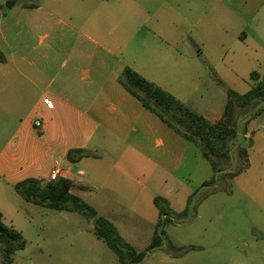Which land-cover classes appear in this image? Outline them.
<instances>
[{
    "label": "crops",
    "instance_id": "obj_1",
    "mask_svg": "<svg viewBox=\"0 0 264 264\" xmlns=\"http://www.w3.org/2000/svg\"><path fill=\"white\" fill-rule=\"evenodd\" d=\"M4 1L14 2L4 9ZM152 16L135 0H0V111L17 114L0 149L2 179L14 187L27 177L47 179L59 167L77 195L94 189L145 200L153 216L138 217L155 227V193L167 189L169 179L179 180L191 141L144 106L119 76L130 66L215 122L226 105L230 68L212 64L197 43L183 46V33L167 25L166 9L155 28L147 26ZM253 132L244 136L264 159V139L256 143ZM75 149L85 155L73 152L77 159L70 161ZM87 203L99 215V204L122 200Z\"/></svg>",
    "mask_w": 264,
    "mask_h": 264
},
{
    "label": "rangeland",
    "instance_id": "obj_2",
    "mask_svg": "<svg viewBox=\"0 0 264 264\" xmlns=\"http://www.w3.org/2000/svg\"><path fill=\"white\" fill-rule=\"evenodd\" d=\"M135 1L152 11L147 26L153 28L160 25L158 12L166 9L167 25L177 26L183 33L181 44L194 47L197 43L202 56L212 64L230 68L226 77L238 92L251 87V71H264V0ZM8 80L14 81V77ZM15 89V83L9 86V92ZM16 116L15 112L0 111V149ZM237 116L238 135L230 141L229 156L217 158L221 171L216 173L201 149L190 142L179 180L169 179L170 186L155 193H168L170 206L182 211L197 190L195 210L187 218L167 224V240L140 264H264V159L258 157L256 148H249L251 136H244L254 130L256 143L264 139V101L237 108ZM214 176L215 183L202 186ZM78 195L85 202L117 196L122 204H99L98 214L107 216L119 235L137 250L149 245L154 224L141 220L138 214L152 217L155 208L145 200L135 201L123 193L100 194L94 189ZM0 211L4 222L19 230L26 241L24 248L13 254L11 264H119L116 252L96 236L93 219L78 210L52 209L27 201L2 175ZM168 241L177 250L169 251ZM0 264H5L1 245Z\"/></svg>",
    "mask_w": 264,
    "mask_h": 264
},
{
    "label": "trees",
    "instance_id": "obj_3",
    "mask_svg": "<svg viewBox=\"0 0 264 264\" xmlns=\"http://www.w3.org/2000/svg\"><path fill=\"white\" fill-rule=\"evenodd\" d=\"M119 81L130 93L140 99L144 106L158 114L185 139L196 144L216 173L221 171L217 158L229 156L230 141L238 135L237 108L257 106L264 101V71L257 70L250 73L251 87L248 91L240 93L227 87V101L223 115L215 122L209 121L130 66L124 68L119 76ZM73 152L79 153L77 158L85 155L82 149L70 150L68 153L70 161L77 159L73 156ZM215 182L216 177L214 176L203 182L202 186ZM72 185V181L66 177H59L57 180L27 177L15 183L14 188L27 201L52 209L78 210L93 219L96 236L106 241L116 252L119 264H140L143 262L151 251L162 247L167 240L166 225L187 218L195 210L193 196L197 190L189 196L187 205L182 211L174 210L168 199L156 195L154 203L158 208V219L154 235L145 249L137 250L119 235L115 226L108 219L97 215L93 207L73 193ZM25 243L22 233L13 226L7 225L4 222L3 213L0 211V245L4 263L11 264L13 254L23 249ZM167 244L169 251L177 250V247L171 242L168 241Z\"/></svg>",
    "mask_w": 264,
    "mask_h": 264
},
{
    "label": "built area",
    "instance_id": "obj_4",
    "mask_svg": "<svg viewBox=\"0 0 264 264\" xmlns=\"http://www.w3.org/2000/svg\"><path fill=\"white\" fill-rule=\"evenodd\" d=\"M46 102L49 106H52V101L50 99H46ZM34 126L40 129L42 127V121L39 118L35 119ZM61 176H62V169L59 167L52 168L49 173V179L51 180H57Z\"/></svg>",
    "mask_w": 264,
    "mask_h": 264
},
{
    "label": "water",
    "instance_id": "obj_5",
    "mask_svg": "<svg viewBox=\"0 0 264 264\" xmlns=\"http://www.w3.org/2000/svg\"><path fill=\"white\" fill-rule=\"evenodd\" d=\"M13 2H14V1H9V2H7V3H6L7 7H8V8H11V7H12V4H13Z\"/></svg>",
    "mask_w": 264,
    "mask_h": 264
}]
</instances>
